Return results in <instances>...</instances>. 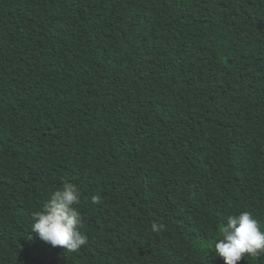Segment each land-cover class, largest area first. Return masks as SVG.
<instances>
[{
  "label": "trees",
  "instance_id": "1",
  "mask_svg": "<svg viewBox=\"0 0 264 264\" xmlns=\"http://www.w3.org/2000/svg\"><path fill=\"white\" fill-rule=\"evenodd\" d=\"M64 182L75 253L29 237ZM241 211L264 231V0H0V264H223Z\"/></svg>",
  "mask_w": 264,
  "mask_h": 264
},
{
  "label": "clouds",
  "instance_id": "2",
  "mask_svg": "<svg viewBox=\"0 0 264 264\" xmlns=\"http://www.w3.org/2000/svg\"><path fill=\"white\" fill-rule=\"evenodd\" d=\"M82 190L74 183L64 182L49 194L39 211L31 216L29 237L34 234L53 248L59 246L64 252L75 253L88 242L81 231L84 219L80 210ZM99 194L91 195V203H101ZM153 231L161 225L152 224ZM223 259V264H238L245 256L258 257L264 254V231L250 211L229 215L219 227L218 238L212 249Z\"/></svg>",
  "mask_w": 264,
  "mask_h": 264
}]
</instances>
